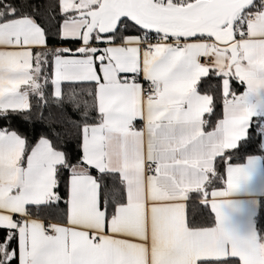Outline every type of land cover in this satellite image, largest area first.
Returning a JSON list of instances; mask_svg holds the SVG:
<instances>
[{
	"label": "snow or ice",
	"instance_id": "obj_1",
	"mask_svg": "<svg viewBox=\"0 0 264 264\" xmlns=\"http://www.w3.org/2000/svg\"><path fill=\"white\" fill-rule=\"evenodd\" d=\"M261 215L264 0H0V264H264Z\"/></svg>",
	"mask_w": 264,
	"mask_h": 264
},
{
	"label": "trees",
	"instance_id": "obj_2",
	"mask_svg": "<svg viewBox=\"0 0 264 264\" xmlns=\"http://www.w3.org/2000/svg\"><path fill=\"white\" fill-rule=\"evenodd\" d=\"M54 43H55V41H52V40L49 41L50 45H52ZM64 46L72 47L73 45H64ZM238 91H242V88H239ZM69 112H70V110H69ZM216 112H217V117L213 118V123H215V120L217 118H221L222 110H221L220 106L217 107ZM12 126L13 127H20L21 130H23V128L15 120L12 122ZM43 128H44V125H41V124L38 123L36 125L35 132H33L31 125L28 126L27 135H28V138H29V144L30 145H34L37 142V138L40 136ZM208 130H211V129L209 128ZM260 154L261 153H259L256 150L255 147H250L246 151L242 150L241 153H240L239 158L238 159H232L230 162L231 163H241V162L244 161V159H246L247 155H260ZM258 225L260 227H264V215H261L258 218Z\"/></svg>",
	"mask_w": 264,
	"mask_h": 264
},
{
	"label": "crops",
	"instance_id": "obj_3",
	"mask_svg": "<svg viewBox=\"0 0 264 264\" xmlns=\"http://www.w3.org/2000/svg\"><path fill=\"white\" fill-rule=\"evenodd\" d=\"M242 91H243V89H242ZM241 91V92H242ZM221 118H222V115H221ZM210 131V130H209ZM243 163H246V159H244V161L243 162H241V163H232V164H243Z\"/></svg>",
	"mask_w": 264,
	"mask_h": 264
}]
</instances>
